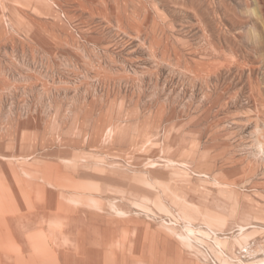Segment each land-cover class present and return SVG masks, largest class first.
<instances>
[{
  "label": "rangeland",
  "instance_id": "obj_1",
  "mask_svg": "<svg viewBox=\"0 0 264 264\" xmlns=\"http://www.w3.org/2000/svg\"><path fill=\"white\" fill-rule=\"evenodd\" d=\"M0 264H264V0H0Z\"/></svg>",
  "mask_w": 264,
  "mask_h": 264
},
{
  "label": "bare ground",
  "instance_id": "obj_2",
  "mask_svg": "<svg viewBox=\"0 0 264 264\" xmlns=\"http://www.w3.org/2000/svg\"><path fill=\"white\" fill-rule=\"evenodd\" d=\"M261 41H259V43H260ZM260 45H261V43H260Z\"/></svg>",
  "mask_w": 264,
  "mask_h": 264
}]
</instances>
